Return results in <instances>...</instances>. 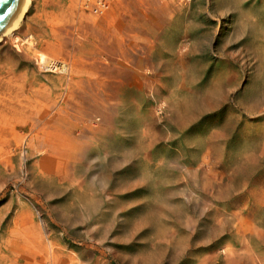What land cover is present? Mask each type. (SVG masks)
Returning <instances> with one entry per match:
<instances>
[{
  "label": "rangeland",
  "instance_id": "rangeland-1",
  "mask_svg": "<svg viewBox=\"0 0 264 264\" xmlns=\"http://www.w3.org/2000/svg\"><path fill=\"white\" fill-rule=\"evenodd\" d=\"M88 14L33 0L0 42V111L40 92L46 117L0 124V264H264V0Z\"/></svg>",
  "mask_w": 264,
  "mask_h": 264
},
{
  "label": "bare ground",
  "instance_id": "bare-ground-1",
  "mask_svg": "<svg viewBox=\"0 0 264 264\" xmlns=\"http://www.w3.org/2000/svg\"><path fill=\"white\" fill-rule=\"evenodd\" d=\"M32 1L33 0H20L19 1L15 10L12 13L10 20L8 21L6 26L0 31V42H3L2 40L5 37H11V36L14 39V41L15 40L18 41L17 37L14 38V32L16 30H19L20 28H22V26L25 22V19L28 15V12L31 8ZM76 3L79 5L80 10L82 9V10L88 11L89 12L88 16L90 15V17H92V15L94 13L102 12L106 8L108 0H78V2L76 0ZM89 20H92V19L90 18ZM91 26H93V25H91ZM29 43H30V41H29ZM24 46L26 47V45H24ZM28 46L30 47V45H28ZM23 49H25V48H23ZM80 51H81L82 55H85L84 60L83 59L81 60L82 61L81 66L79 65L81 62L76 63L71 68L68 67L69 68L68 71H69V73L72 72L71 74L76 75V76L78 74H87L88 79H80L79 80V78H78V81H76V83H74V85L77 87H78V85H80V88H84L85 86H83V85H86L87 87L90 88L92 86H95L97 82L101 81L100 78L102 79V76H104L106 74V73H104V70H106V69L104 67H102L99 79L98 80H92L91 78H93L94 71L97 70V68H99V67H96V64L98 65L99 63L95 62V61L92 63H87L90 56L94 55V53H91L92 51L90 53H88L85 51V48L82 49V47H80ZM30 52H33V50ZM27 53H29V52H27ZM86 53H88V54H86ZM86 55H88L87 58H86ZM38 62L42 65V68L44 70H46L47 72H53L54 73L59 68L57 62H55L53 59H51L50 57L45 56L43 54H39ZM38 66H40V65L38 64ZM57 72H59V71L57 70ZM70 80L71 79H69V81ZM75 92L70 91V97H73L74 96L73 94ZM35 96H34V98H29V99L24 98V99H26L27 103H23L22 100L21 101L18 100V102H16L14 100L9 99L10 105L4 106V108L0 111V124L2 122H4L3 125L5 126V129H7V130H9V132H11L12 136L15 138V140L20 145L24 142V138L20 135V133L18 134L17 129H14L13 127H11V125L13 123H17L18 125L25 126L27 120L29 119L34 128H39L41 125H43V122L45 121V118H46L44 115V104L42 101V94L40 92H37V95H35ZM61 111H62V109H60V111L57 112L58 117L52 116L53 117L52 119L56 124H59L61 126L60 131H64L62 126L64 124L65 119H64V116L62 115V113H60ZM64 114H66V113H64ZM67 124L69 125V128L72 126L71 122H68ZM66 128L68 129V126H66ZM54 130H57V129H54ZM59 137H64V136L60 135ZM67 146L68 145H66L65 147H67Z\"/></svg>",
  "mask_w": 264,
  "mask_h": 264
},
{
  "label": "water",
  "instance_id": "water-1",
  "mask_svg": "<svg viewBox=\"0 0 264 264\" xmlns=\"http://www.w3.org/2000/svg\"><path fill=\"white\" fill-rule=\"evenodd\" d=\"M20 0H0V31L10 20Z\"/></svg>",
  "mask_w": 264,
  "mask_h": 264
},
{
  "label": "built area",
  "instance_id": "built-area-1",
  "mask_svg": "<svg viewBox=\"0 0 264 264\" xmlns=\"http://www.w3.org/2000/svg\"><path fill=\"white\" fill-rule=\"evenodd\" d=\"M185 3H190L191 2V0H183Z\"/></svg>",
  "mask_w": 264,
  "mask_h": 264
}]
</instances>
